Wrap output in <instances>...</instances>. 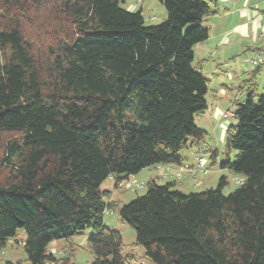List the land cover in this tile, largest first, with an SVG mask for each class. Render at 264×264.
<instances>
[{
    "label": "trees",
    "instance_id": "1",
    "mask_svg": "<svg viewBox=\"0 0 264 264\" xmlns=\"http://www.w3.org/2000/svg\"><path fill=\"white\" fill-rule=\"evenodd\" d=\"M121 1L0 0V256L22 229L27 264H76L48 247L75 248L71 238L90 228L91 264H143L103 223L113 209L151 264H264L261 65L224 132L220 167L241 177L234 190L222 192L221 176L188 193L150 179L122 204L101 191L110 177L118 188L144 168L181 166L180 151L206 134L194 122L209 89L193 46L209 36L201 23L215 0H159L166 17L154 25Z\"/></svg>",
    "mask_w": 264,
    "mask_h": 264
},
{
    "label": "rangeland",
    "instance_id": "2",
    "mask_svg": "<svg viewBox=\"0 0 264 264\" xmlns=\"http://www.w3.org/2000/svg\"><path fill=\"white\" fill-rule=\"evenodd\" d=\"M120 5L128 10L141 9L145 25H154L160 23L166 17V10L159 0H122ZM206 21L201 23L202 26L206 25ZM213 31H210L209 44L213 45L215 41ZM249 42V43H247ZM247 46L252 45L250 39L244 40ZM237 44H234V46ZM194 61L193 64L199 67L201 74L208 79V92L205 96L207 107L202 113H198L194 122L197 126L206 131L204 140L197 145L182 149L180 154L186 160H183L190 169L184 171L178 176L175 186L177 189L188 192H200L205 189L216 188L219 178L224 176L227 183L222 188V192L227 194L234 190L241 177L235 173L230 172L228 169L221 168L220 162L225 158L224 151V132L229 124L233 123L232 112L235 109V102L240 104L245 100V93L239 91V87L243 85V81L251 76V72L257 66L250 63V58L254 55L251 49H240L230 47L222 54L212 55L200 50L197 46H193ZM235 62V64H233ZM239 65L240 70H244V76L239 75V78L232 80L227 78V72L234 75V72L239 71L236 68ZM240 73V72H239ZM256 93L259 94L263 91L264 87V64L260 70L255 73ZM221 88L225 90L220 91ZM221 93H220V92ZM217 152L215 162L212 163L210 159L211 152ZM194 152H200L205 158L204 171L195 168L196 159L192 155ZM234 151L229 154L230 159L234 157ZM196 157V156H195ZM193 161V162H192ZM158 177L155 179L157 183L162 184L169 181L163 177L162 173L156 174ZM180 179V180H179ZM136 184H132L131 188L126 189L124 183L121 192L113 189V180L106 179L100 186L102 190H108L112 194L111 199L118 202L127 203L136 195L144 193L146 190V175L145 178L136 180ZM141 182V183H140ZM176 182V181H175ZM142 185V188H137L136 185ZM112 191V192H111ZM105 201L108 199L104 198ZM103 223L120 232L122 237V255H134L132 262H140L143 264H151V261L144 256L143 248L140 245L134 244V232L131 227L120 221L117 212L113 209L105 210L103 214ZM90 228H85L79 234L73 236L71 241L76 245L68 244L63 241L52 242L48 249L58 258H61L72 253V262L76 264H91L92 255L86 248V238L91 234ZM25 240V234L22 229H18L16 237L7 242L6 247L3 249V254L0 256V264L3 260L20 261L21 264H27L25 253L22 245ZM71 248L73 250L71 251ZM70 261V260H68ZM57 264V263H54Z\"/></svg>",
    "mask_w": 264,
    "mask_h": 264
},
{
    "label": "crops",
    "instance_id": "3",
    "mask_svg": "<svg viewBox=\"0 0 264 264\" xmlns=\"http://www.w3.org/2000/svg\"><path fill=\"white\" fill-rule=\"evenodd\" d=\"M215 5L217 9L215 14H212L203 20V22L206 21L207 23L204 27H207L209 31L207 40L195 44L194 46H197L200 50L205 51L206 53L219 55L227 51L230 47L251 49L254 53L264 45V31L260 27V15L264 14V0H215ZM211 30L216 36L213 45L209 44ZM249 39L252 45L247 46V43L249 42L243 43V41H249ZM234 44L237 45L234 46ZM233 64H235V62H233ZM263 64L264 62L261 66ZM238 67L239 65H236V68ZM259 70L260 68H258L257 71ZM240 74L244 76V70L239 69V71L234 72V75L227 72L226 76L230 80L233 78L240 79ZM224 90V88L220 89L221 92ZM195 153L196 152H194L191 157L193 158V161L195 159ZM182 157L186 160L184 156ZM188 169H190V166L186 165L185 162L179 167L174 165H156L144 168L139 173L133 176H128L122 181L124 183L129 180L132 181L133 184H136V180L141 179L142 181L145 178V175L147 181L150 179L155 180L158 177L156 174L161 172L163 177L169 181H176L177 183L178 176L184 171L187 172ZM109 179L113 180V189L117 192H121L120 190L122 189L120 187H122L123 183H119L118 188H115L114 178L110 177ZM111 197L112 194L110 193V199Z\"/></svg>",
    "mask_w": 264,
    "mask_h": 264
},
{
    "label": "built area",
    "instance_id": "4",
    "mask_svg": "<svg viewBox=\"0 0 264 264\" xmlns=\"http://www.w3.org/2000/svg\"><path fill=\"white\" fill-rule=\"evenodd\" d=\"M260 27L261 29L264 31V14L260 15ZM250 63L252 65L258 66L261 65L264 62V45L262 47H260L255 53L254 55L250 58ZM204 164H205V158L202 154H196V163H195V168L201 171H204ZM132 181H125L124 183V187L126 189L131 188L132 186ZM137 188H142V185H136Z\"/></svg>",
    "mask_w": 264,
    "mask_h": 264
}]
</instances>
